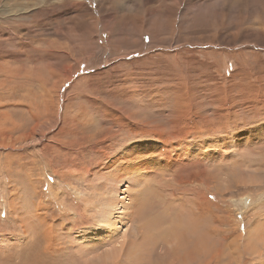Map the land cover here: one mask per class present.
<instances>
[{"label": "rangeland", "instance_id": "374dc122", "mask_svg": "<svg viewBox=\"0 0 264 264\" xmlns=\"http://www.w3.org/2000/svg\"><path fill=\"white\" fill-rule=\"evenodd\" d=\"M0 264H264V0H0Z\"/></svg>", "mask_w": 264, "mask_h": 264}, {"label": "bare ground", "instance_id": "6f19581e", "mask_svg": "<svg viewBox=\"0 0 264 264\" xmlns=\"http://www.w3.org/2000/svg\"><path fill=\"white\" fill-rule=\"evenodd\" d=\"M115 1H118L119 3H123L124 1H127V0H115ZM84 9V8H83ZM117 27V26H116ZM114 37V36H113ZM122 86V85H121ZM184 87H185V85H183L182 84V91H186V92H188V93H191V94H181V95H175V96H173V97H171V98H173L172 100H174L175 99V102H171V103H173V109H174V111L176 110L180 115L181 114H186L187 115V117H186V123L187 124H190L191 123V118H194L195 116H194V114L191 112L192 111V106H194V104L196 103V102H198V99H196V97L194 96V95H192V92H191V90H186V89H184ZM214 88H216L217 89V91H218V94L216 95V96H214L215 97V99H216V101L220 104V107L221 108H225L226 107V109H227V111H230L231 109L229 108V107H227L226 106V104L223 102V100L224 99H226V97H227V95H228V93L225 91V89H223V88H220L219 86H215ZM230 90V89H229ZM156 97V96H155ZM152 99H149L148 100V105H150V106H152V104H153V102L151 101ZM171 100V101H172ZM149 106V107H150ZM199 107V106H198ZM189 110V111H188ZM198 111V110H197ZM223 111V110H222ZM229 113V112H228ZM231 114V113H230ZM199 116V115H198ZM131 116H126V117H122V119H121V116H119V117H117V119H116V122H115V124L117 123V125L119 124L120 126L122 125V127H126V126H130L132 123H128V121H126V120H128L127 118H130ZM201 117V116H200ZM227 119V118H226ZM122 120V121H121ZM144 120V119H143ZM123 122V123H122ZM131 122V121H130ZM181 122V121H180ZM180 122H179V124H180ZM224 122V121H223ZM122 123V124H121ZM139 124H141V125H144V123L142 122V121H136L135 122V126L136 127H140V125ZM222 124V123H221ZM118 125V126H119ZM182 126V125H181ZM193 126V125H192ZM208 129H209V127H208ZM207 130V129H206ZM210 130V129H209ZM208 130V131H209ZM191 133V132H190ZM162 136V135H161ZM81 145V144H80ZM152 147L151 146H149L147 149H145L144 150V152H141V153H139V147L138 148H136V149H133V150H130L129 151V154L130 153H132V155L134 156V158L135 157H137L138 155H140V154H142V157H144V156H146V155H149V154H154V150L152 151V149H151ZM126 152V151H125ZM157 154V153H156ZM128 155V154H127ZM124 156V155H123ZM151 156V155H150ZM149 156V157H150ZM154 156V155H153ZM156 157V156H155ZM154 157V158H155ZM128 158V157H127ZM127 158H125L124 159V161L126 162L127 160ZM201 158V157H200ZM67 159V158H66ZM153 159V158H152ZM199 159V158H198ZM121 160H123V159H121ZM144 160V159H143ZM120 161V160H119ZM136 161V160H135ZM138 161H140V160H138ZM122 162V161H121ZM189 162V161H188ZM147 163V162H146ZM152 163V162H151ZM154 163V162H153ZM168 163H170V162H168ZM76 165V164H75ZM125 165V164H124ZM150 165V164H149ZM151 167H154L153 165H150ZM119 167V166H118ZM125 167V166H124ZM135 167V166H134ZM141 167L143 168V167H148V165L147 164H143V165H141ZM115 168V167H114ZM123 168V167H122ZM129 168V167H128ZM140 168V167H139ZM118 169V168H117ZM116 169V170H117ZM127 169V168H126ZM119 170V169H118ZM74 172V171H73ZM122 172V171H121ZM154 173H155V170L153 171ZM66 173H68V172H66ZM62 175V174H61ZM63 176V175H62ZM68 178V177H67ZM94 178V177H93ZM156 178V177H155ZM211 179V178H210ZM112 180H113V178H112ZM158 180V179H157ZM156 180V181H157ZM185 180V179H184ZM155 181V182H156ZM105 182V181H104ZM101 183V182H100ZM150 183V180H148L147 182H146V186L148 185ZM184 183H186V181L184 182ZM189 183V182H188ZM187 183V184H188ZM197 183V182H196ZM136 184V183H135ZM140 184H141V182H140ZM182 184V183H181ZM101 185V184H100ZM160 186V185H159ZM188 186V185H187ZM186 186V187H187ZM192 186V185H191ZM85 187V186H84ZM140 187V186H139ZM197 188V187H196ZM55 189V188H54ZM132 189H135V194H136V199L135 198H133L132 197V195H130V194H127V196H129V198L128 197H126V198H128V199H130L129 201H130V204H126V206H125V208H123V206L121 207L120 206V210H122V209H128V210H130L129 208L132 206V209L134 210L135 208H136V206H137V208L135 209V211L134 212H131V213H129L128 215H126L125 217H128V216H130V217H132L134 214H135V217H138L139 219H143V221H144V229H145V232H147V231H150V230H152V227H154V228H156L157 229V227H158V224L160 223V222H162V225H164L163 224V222L165 223V222H167V228H165L166 229V235L165 236H163V238H166V239H170L171 237H173V235H172V232H171V229L175 232V233H177L176 234V236H178V238H180V236H184L185 234L186 235H188V233H186V231H187V227H189V226H184L182 223H187V224H189V225H191V222H192V220H190V219H188V218H186L185 219V222H180V223H177V222H174L173 220H175V218H173L172 220L171 219H169V216H167V215H165V214H163L162 213V215H159V213H157V214H155L154 216H151L150 215V218L148 217L149 216V214L151 213V211H152V209L153 208H158V207H155L154 206V204L152 203V201H156V200H153V198H152V200L148 197V196H146V195H142V194H139V191H138V186H132ZM158 189L160 190V188L158 187ZM142 190V189H141ZM148 191H150L151 192V190H149V189H147ZM185 190V189H184ZM113 191V190H112ZM112 191H111V193H112ZM144 191V190H143ZM153 191V190H152ZM193 191V190H192ZM116 192V191H115ZM114 193V192H113ZM126 193H128V191L126 192ZM144 193V192H143ZM152 194H154L155 193V191L154 192H151ZM122 194V193H121ZM145 194V193H144ZM151 194V195H152ZM158 194V193H157ZM153 196V195H152ZM155 196V195H154ZM61 197V196H60ZM156 198H157V196H156ZM155 198V199H156ZM122 199V198H121ZM109 200V199H108ZM158 201V200H157ZM191 201V200H190ZM105 202V201H104ZM116 202V201H115ZM114 203V202H113ZM120 203V202H119ZM124 204V203H123ZM136 204V205H135ZM86 205V204H85ZM159 205V204H158ZM130 206V207H129ZM198 206V205H197ZM116 207V206H115ZM189 207V206H188ZM105 209V208H104ZM108 209H111V205L110 206H108L107 207V210ZM196 209H198L197 207H196ZM200 209V208H199ZM110 211H112V210H109V213H114V212H110ZM199 211V210H198ZM122 212L123 211H120V213L122 214ZM149 212V213H148ZM154 212V211H153ZM116 213V212H115ZM148 213V214H147ZM155 213V212H154ZM193 213H194V211H193ZM193 213H191V214H193ZM111 214V215H112ZM195 214V213H194ZM101 215H103V213L101 214ZM106 216H107V214H106ZM110 216V215H109ZM105 217V216H104ZM111 217V216H110ZM148 217V218H147ZM105 219V218H104ZM107 219V218H106ZM105 219V220H106ZM98 220V219H97ZM132 221V220H131ZM110 222H111V220H110ZM106 225L108 224V222L107 223H105ZM195 223L193 222V225H194ZM102 226V225H101ZM135 226H136V224H135ZM108 228V227H107ZM153 228V229H154ZM161 228V227H160ZM190 228V227H189ZM165 229H164V231H165ZM193 232H194V230H191L190 231V233L191 234H193ZM168 233V234H167ZM146 234H148V233H146ZM44 235V234H43ZM176 236H174V237H176ZM162 238V237H161ZM160 238V239H161ZM178 238H176V239H178ZM175 241V240H174ZM177 241V240H176ZM183 241V240H182ZM134 257H136V256H134ZM99 259V258H98ZM113 263H115V262H113Z\"/></svg>", "mask_w": 264, "mask_h": 264}]
</instances>
